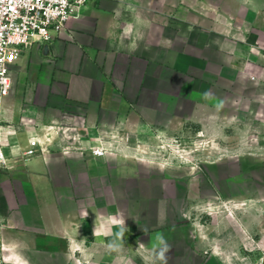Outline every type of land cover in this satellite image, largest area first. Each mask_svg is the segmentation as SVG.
<instances>
[{
    "label": "crops",
    "instance_id": "crops-1",
    "mask_svg": "<svg viewBox=\"0 0 264 264\" xmlns=\"http://www.w3.org/2000/svg\"><path fill=\"white\" fill-rule=\"evenodd\" d=\"M206 2L92 0L52 43L25 48L0 97L9 264H137L105 130L188 125L218 143L264 123V11Z\"/></svg>",
    "mask_w": 264,
    "mask_h": 264
},
{
    "label": "rangeland",
    "instance_id": "rangeland-1",
    "mask_svg": "<svg viewBox=\"0 0 264 264\" xmlns=\"http://www.w3.org/2000/svg\"><path fill=\"white\" fill-rule=\"evenodd\" d=\"M206 4L264 11V0ZM105 131L126 225L143 250L133 255L137 264H161L152 251L157 234L169 245L166 264H264L263 122L250 134L229 130L218 143L188 125L169 130L134 120Z\"/></svg>",
    "mask_w": 264,
    "mask_h": 264
},
{
    "label": "built area",
    "instance_id": "built-area-1",
    "mask_svg": "<svg viewBox=\"0 0 264 264\" xmlns=\"http://www.w3.org/2000/svg\"><path fill=\"white\" fill-rule=\"evenodd\" d=\"M91 1L0 0V97L11 94L14 68L25 48L35 43H52L66 31L69 21L80 17ZM68 131L60 129L69 140L72 136ZM39 145L37 139H32L24 155L27 158L34 156ZM91 151L99 157L105 154L99 147H93ZM3 164L5 155L0 147V165ZM1 235L0 224V264H9L8 247Z\"/></svg>",
    "mask_w": 264,
    "mask_h": 264
},
{
    "label": "clouds",
    "instance_id": "clouds-1",
    "mask_svg": "<svg viewBox=\"0 0 264 264\" xmlns=\"http://www.w3.org/2000/svg\"><path fill=\"white\" fill-rule=\"evenodd\" d=\"M210 93H205V97H208ZM169 245L162 234H157L156 247L152 250L155 253V258L161 262V264H166V252L168 251Z\"/></svg>",
    "mask_w": 264,
    "mask_h": 264
}]
</instances>
